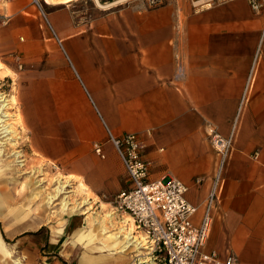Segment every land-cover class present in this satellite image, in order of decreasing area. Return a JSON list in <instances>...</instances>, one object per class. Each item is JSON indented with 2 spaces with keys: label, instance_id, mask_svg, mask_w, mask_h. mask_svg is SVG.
<instances>
[{
  "label": "crops",
  "instance_id": "crops-1",
  "mask_svg": "<svg viewBox=\"0 0 264 264\" xmlns=\"http://www.w3.org/2000/svg\"><path fill=\"white\" fill-rule=\"evenodd\" d=\"M1 12V63L17 77L31 154L98 204L129 187L108 130L137 134L151 179L186 183L199 222L217 165L208 128L233 135L206 251L264 264V14L247 0L211 7L194 0L156 7L149 0H8ZM96 143L105 158L94 152ZM7 194L0 180V222L14 202ZM88 204L83 199L68 212L73 223ZM111 210L119 227L108 235L101 223L111 240L95 249L116 256L80 254L76 239L87 231L75 223V263L164 264L143 245L122 249L121 226L143 241L130 218Z\"/></svg>",
  "mask_w": 264,
  "mask_h": 264
},
{
  "label": "rangeland",
  "instance_id": "rangeland-1",
  "mask_svg": "<svg viewBox=\"0 0 264 264\" xmlns=\"http://www.w3.org/2000/svg\"><path fill=\"white\" fill-rule=\"evenodd\" d=\"M7 2L8 0H0V22L4 19L2 7ZM7 74H10L9 70L1 63L0 57V93L8 101L10 118L7 123L12 130L10 139H5L0 147L2 172L0 180L8 191L7 195L14 201L7 218L0 222V238L11 253L9 255L11 264L17 260L27 263L29 258H32L29 264H76L72 232L75 223L82 232L87 231L85 237L81 235L76 239L80 254L92 251L102 256L108 253V256L114 258L116 256L114 251L109 249L108 252L96 251L95 247L103 246L111 240L110 237L107 239V234H102L104 231L100 230V226L104 228L105 226L100 225L101 223H106L108 235L119 227V224L107 215L112 211L116 195L113 197L102 195L98 204H95L91 195L83 190V186L77 185V188H72L67 181L70 179L64 178L67 182L66 192L49 202L48 197L56 194L58 179L64 181L63 173L57 167L47 165L44 160L29 151L27 134L22 127V119L18 112L17 77L16 75L9 77ZM86 198L89 199V204L85 206L87 209L83 207L84 204L80 207V210L86 211L78 216L80 221L73 223L75 217H69L68 212L78 211L79 201ZM62 199H66L69 203L65 211ZM14 214L21 215L22 219L13 221L10 217ZM39 221L41 224H37ZM25 222L32 225H27ZM117 236H121L120 230ZM53 239L56 243L51 244ZM124 247L123 240V250ZM78 255L79 253L76 257Z\"/></svg>",
  "mask_w": 264,
  "mask_h": 264
},
{
  "label": "built area",
  "instance_id": "built-area-1",
  "mask_svg": "<svg viewBox=\"0 0 264 264\" xmlns=\"http://www.w3.org/2000/svg\"><path fill=\"white\" fill-rule=\"evenodd\" d=\"M230 1L234 0H194L201 7ZM247 2L255 14H264V0ZM149 3L156 7L164 4V0H149ZM208 135L217 155V165L203 214L200 221L195 222L199 207L186 197L189 186L167 175L151 179L150 164L143 157L140 137L134 133L115 136L108 130V140L129 178V187L116 195L113 209L133 221L144 248L161 256L164 264H240L234 254L222 258L215 251H206L214 205L233 148V135L224 137L212 126L208 128ZM93 148L99 157L105 158L101 143L94 144Z\"/></svg>",
  "mask_w": 264,
  "mask_h": 264
},
{
  "label": "bare ground",
  "instance_id": "bare-ground-1",
  "mask_svg": "<svg viewBox=\"0 0 264 264\" xmlns=\"http://www.w3.org/2000/svg\"><path fill=\"white\" fill-rule=\"evenodd\" d=\"M60 1H62L63 3L70 0H60ZM9 118H10V114L8 113V101H6L3 95L0 93V147L3 145L5 139L6 140L10 139L12 130L9 128V125L7 123ZM58 180H59V184L55 187L56 194L54 196L48 197L49 202H52L56 197H59L66 192L65 185L62 184V180L61 179ZM62 202L65 211L67 210L69 203L66 199H62ZM120 231H121V236L125 241L124 250L132 248L133 250L135 249L139 251L140 248H142L141 241L134 235L131 229L126 231L125 227L121 226ZM9 255H11V253L8 252L3 240L0 238V264H11ZM29 263H30L29 260L27 263H24L19 260L13 262V264H29Z\"/></svg>",
  "mask_w": 264,
  "mask_h": 264
}]
</instances>
